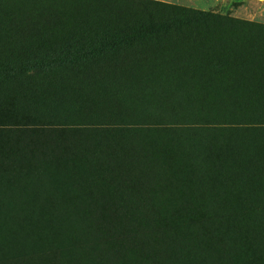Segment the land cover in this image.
<instances>
[{
  "label": "rangeland",
  "instance_id": "1",
  "mask_svg": "<svg viewBox=\"0 0 264 264\" xmlns=\"http://www.w3.org/2000/svg\"><path fill=\"white\" fill-rule=\"evenodd\" d=\"M149 1L158 18L184 8L178 24L210 16L116 70L56 63L34 90L0 101V215H9L0 264H48L30 256L46 244L44 228L19 234L10 220L52 214L74 244L62 253L71 262L115 249L113 264H208L206 249L225 237L235 264H264V252L235 238L264 227V0ZM49 17L48 39L74 53L106 46L109 22L146 15L137 0H0V38Z\"/></svg>",
  "mask_w": 264,
  "mask_h": 264
},
{
  "label": "trees",
  "instance_id": "2",
  "mask_svg": "<svg viewBox=\"0 0 264 264\" xmlns=\"http://www.w3.org/2000/svg\"><path fill=\"white\" fill-rule=\"evenodd\" d=\"M137 2L146 15L145 20L142 22L125 20L109 22L105 29L112 36L111 41L94 52L90 49L77 48L75 45V52L72 53L70 52V42L61 43L57 46L58 42L48 39L49 37L45 32L56 29V23L51 17L49 19L26 20L18 25H11L9 28L12 33L10 38H0V101H6L24 91L34 90L39 85L40 78L49 72L56 63L57 65H71L70 71H75L83 66L89 69L88 71L91 73H98L102 69L116 70L139 57V55H145L150 44L158 46L164 39L178 41L183 26L190 23V21L200 23L210 16L208 13L192 12L193 14L183 21V24H178L175 10L187 12L184 8L170 7L173 15H163L158 18L155 15L157 11L156 3L149 0H137ZM228 22L233 25L236 23L245 29L251 28L250 24L242 21L228 19ZM52 50L55 54L51 53ZM256 160V168L264 169V156ZM24 216L12 215L10 229H15L16 232L21 234L22 231L17 227L21 226L23 228L24 224L27 229H30V227L39 230V227L44 228L41 236L46 239V244L38 246L41 248L32 250L30 254L32 258H35L38 253L39 256L48 261V264H81L76 260L71 262L64 259V256L67 255V248L70 249V252L73 251L71 245L73 243L71 237L64 231L63 233L60 232L61 230H58L59 228L57 229L56 224L53 222V220L59 221L61 214L26 215L28 216L27 219ZM66 216L72 215L66 214ZM90 216L94 221H100L109 230H113L110 219L102 220V215ZM5 217L8 218L9 215H0V241L3 233L1 229L7 223ZM129 235H124L123 238L129 237ZM236 235V239L247 243L249 248L254 249L255 252H264V227L260 226L257 231L248 232L247 235L240 232H236ZM25 238L32 240L30 234ZM38 239L42 240V238ZM112 239L109 236V240ZM213 241L214 245L206 249V256H204V258L207 257L211 260V263L208 264H235L231 255L226 254L227 251H223L228 246L230 247V250H228L230 253H236L235 249H231L228 240L221 237ZM54 243L59 245V254L55 252L57 249L53 245ZM46 248L49 249L47 257L40 255L38 251H46ZM104 258H107L109 264L119 261L117 251L111 249L103 256H96L93 264H104ZM160 262L162 261L153 260L152 264H161Z\"/></svg>",
  "mask_w": 264,
  "mask_h": 264
},
{
  "label": "bare ground",
  "instance_id": "3",
  "mask_svg": "<svg viewBox=\"0 0 264 264\" xmlns=\"http://www.w3.org/2000/svg\"><path fill=\"white\" fill-rule=\"evenodd\" d=\"M189 104V103H188ZM248 130V129H247ZM188 148V147H187ZM186 151V150H185ZM178 152V151H177ZM189 154V153H188ZM185 155V154H184ZM190 155H192V154H190ZM180 158V157H179ZM178 158V159H179ZM216 158V157H215ZM185 159V158H184ZM205 159V158H204ZM227 159V158H226ZM189 160V159H188ZM168 161V160H167ZM181 161H182V159H181ZM221 161H223V160H221ZM160 162V161H159ZM184 162V161H183ZM187 165V164H186ZM225 165V164H224ZM220 166V165H219ZM161 168V167H160ZM167 168V167H166ZM189 168V167H188ZM192 168V167H191ZM225 169V168H224ZM167 170V169H166ZM178 170V169H177ZM196 170V169H195ZM163 171V170H162ZM171 171V170H170ZM190 171V170H189ZM226 171V170H225ZM236 171V170H235ZM168 172V171H167ZM171 173V172H170ZM183 173V172H182ZM174 176V175H173ZM216 177V176H215ZM176 178V177H175ZM228 178V177H227ZM153 180V179H152ZM151 180V181H152ZM170 181V180H169ZM204 181V180H203ZM202 181V182H203ZM215 181V180H214ZM229 181V180H228ZM217 182V181H216ZM157 184V183H156ZM175 184V183H174ZM153 185V184H152ZM164 185V184H163ZM219 185H221V184H219ZM218 185V186H219ZM228 185V184H227ZM210 186H211V183H210ZM215 187V186H214ZM219 187H221V186H219ZM225 187H226V185H225ZM210 189H212V188H210ZM223 189H224V187H223ZM227 190V189H226ZM237 190V189H236ZM240 192V191H239ZM212 193V192H211ZM218 193V192H217ZM160 194V193H159ZM235 194V193H234ZM161 196H163V195H161ZM213 196V195H212ZM234 196V195H233ZM219 198V197H218ZM232 204V203H231ZM223 206V205H222ZM227 206V205H226ZM225 209H226V207H225ZM240 221V220H239ZM240 224V223H239ZM255 234V233H254ZM254 239V238H253ZM259 239V238H258ZM260 240V239H259ZM205 262V261H204ZM208 262V261H207ZM186 263V262H185ZM187 263H188V261H187ZM191 264V263H190ZM202 264V263H201Z\"/></svg>",
  "mask_w": 264,
  "mask_h": 264
},
{
  "label": "crops",
  "instance_id": "4",
  "mask_svg": "<svg viewBox=\"0 0 264 264\" xmlns=\"http://www.w3.org/2000/svg\"><path fill=\"white\" fill-rule=\"evenodd\" d=\"M158 1L172 3V2H174L175 0H158ZM186 1H187V0H186Z\"/></svg>",
  "mask_w": 264,
  "mask_h": 264
}]
</instances>
